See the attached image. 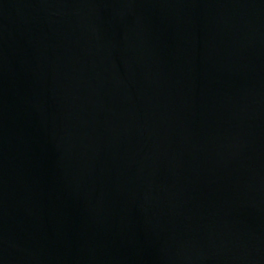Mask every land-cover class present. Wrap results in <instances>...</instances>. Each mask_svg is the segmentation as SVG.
I'll return each instance as SVG.
<instances>
[{
    "label": "water",
    "instance_id": "95a60500",
    "mask_svg": "<svg viewBox=\"0 0 264 264\" xmlns=\"http://www.w3.org/2000/svg\"><path fill=\"white\" fill-rule=\"evenodd\" d=\"M0 264H264V0H0Z\"/></svg>",
    "mask_w": 264,
    "mask_h": 264
}]
</instances>
